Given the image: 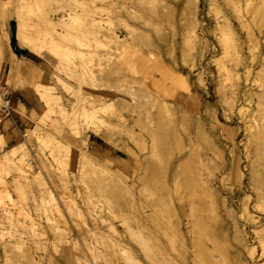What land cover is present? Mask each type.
Here are the masks:
<instances>
[{
	"label": "rangeland",
	"instance_id": "1",
	"mask_svg": "<svg viewBox=\"0 0 264 264\" xmlns=\"http://www.w3.org/2000/svg\"><path fill=\"white\" fill-rule=\"evenodd\" d=\"M214 1L0 0L58 97L0 142V264H264V0Z\"/></svg>",
	"mask_w": 264,
	"mask_h": 264
},
{
	"label": "crops",
	"instance_id": "2",
	"mask_svg": "<svg viewBox=\"0 0 264 264\" xmlns=\"http://www.w3.org/2000/svg\"><path fill=\"white\" fill-rule=\"evenodd\" d=\"M5 52V60L0 69V84L6 86L11 114L1 117L0 134L6 137V145H15L43 109L42 101L33 86L31 72L39 67L41 81L46 72L47 78L50 76L46 67L33 61L20 46L7 45Z\"/></svg>",
	"mask_w": 264,
	"mask_h": 264
},
{
	"label": "bare ground",
	"instance_id": "3",
	"mask_svg": "<svg viewBox=\"0 0 264 264\" xmlns=\"http://www.w3.org/2000/svg\"><path fill=\"white\" fill-rule=\"evenodd\" d=\"M212 1H214V0H212ZM230 1V0H229ZM215 2V1H214ZM229 3H231V1L229 2ZM212 5V4H211ZM215 5V4H214ZM215 7H217V6H215ZM219 7H220V5H219ZM217 9V8H216ZM218 10V9H217ZM196 12V11H195ZM221 14V13H220ZM74 16L75 15H73V17H71L72 18V20H73V23H76L77 22V17H76V19H74ZM224 16V15H223ZM220 19V18H219ZM223 21L222 22H219V25L220 26H224V29H222L224 32H225V29H229L230 28V24H229V19L227 18V16H224L223 18ZM79 20V19H78ZM92 21H93V19H92ZM79 22H81V21H79ZM95 22V21H94ZM72 23V25H70L71 23L70 22H68V24L70 25V26H75V27H77V25H75V24H73ZM91 24V23H90ZM78 25H79V23H78ZM92 25H95V24H93L92 23ZM97 25V24H96ZM192 25V24H191ZM218 25V26H219ZM88 26V25H87ZM68 27V26H67ZM84 27V26H83ZM92 27H95V26H92ZM227 27H229V28H227ZM70 27H68V29H69ZM79 28V27H78ZM219 29H220V27H218ZM52 29V28H51ZM71 29H72V27H71ZM75 29V28H74ZM88 29V28H87ZM99 29V28H98ZM97 29V30H98ZM230 29H232V28H230ZM193 30V29H192ZM196 30V29H195ZM67 31V30H66ZM95 31V30H94ZM227 31V30H226ZM55 32V31H54ZM229 32L230 33H232L231 32V30H229ZM110 33V32H109ZM234 33V32H233ZM62 34V33H61ZM65 34H67V33H65ZM228 35H229V33H228ZM65 36V35H64ZM114 37V36H113ZM226 37V36H225ZM36 38L35 37H29V36H25V35H23L22 36V40L21 41H23V43H25L26 45H32V43L34 42L33 40H35ZM229 39V38H228ZM38 40V39H37ZM52 40H54V39H52ZM39 41V40H38ZM229 41V40H228ZM35 43V42H34ZM230 44H231V42H230ZM41 45V44H40ZM32 46H34V45H32ZM42 46H44V45H42ZM233 46V45H232ZM35 47V46H34ZM231 47V46H230ZM36 48V47H35ZM51 48V47H50ZM38 49H39V47H38ZM50 51V50H49ZM67 51V50H66ZM79 53V52H78ZM83 55V54H82ZM81 55V56H82ZM79 57H80V55H79ZM82 58V57H81ZM80 58V59H81ZM84 61V58H82V63H84L83 62ZM86 62V61H85ZM69 65V64H68ZM67 65V66H68ZM85 65V64H84ZM81 66V65H80ZM83 67H86V66H83ZM250 72V71H249ZM34 74V76H35V73H33ZM163 75V74H162ZM36 77V76H35ZM34 77V78H35ZM34 83V82H33ZM34 85H35V88H36V90H37V92H38V94H39V96H40V98H41V100L44 102V104H45V107L47 108V110L48 111H52L53 110V107H54V105H56V103H55V99H58V97L57 98H54L55 97V94H54V92H52V90L50 89V88H48L46 85H43V84H40V83H34ZM53 90H56V89H53ZM58 95V94H57ZM3 100V99H2ZM59 101V100H58ZM5 102V101H4ZM57 104H58V102H57ZM59 106V105H58ZM84 108V107H83ZM242 108V107H241ZM240 108V109H241ZM87 109V108H86ZM93 109V108H92ZM89 110V109H88ZM47 111V112H48ZM85 112V111H84ZM89 112V111H88ZM95 114V113H94ZM257 138H259V137H257ZM4 140H5V138H4V136L3 135H1L0 134V142H4ZM144 142V141H143ZM159 143H161V142H159ZM164 143H166L165 141H164ZM163 142H162V144H164ZM20 146H22V145H18V146H14V147H12V148H10L9 149V151H4L3 152V156L0 158V172H1V170L2 169H8L10 166H12L13 164H15V165H22V164H24V162H25V164L26 163H30V161H32V160H30V159H28V161L26 162L25 161V159H26V154L28 155L29 153H21L20 151V153H18V150H17V148L18 147H20ZM159 147V146H158ZM163 148V147H162ZM26 149V148H25ZM24 150V149H23ZM163 150H164V148H163ZM166 151V150H165ZM24 152H25V150H24ZM163 153V152H162ZM166 153V152H165ZM164 154V153H163ZM168 154V153H167ZM167 154H164L163 156H165V155H167ZM158 155V154H157ZM168 156V155H167ZM165 162V161H164ZM30 166V165H29ZM186 166V165H185ZM155 166H150L149 168H148V175H146V177H145V179L144 180H147V183L148 184H150V185H158V183H159V179H156L155 180V177H154V171H155V168H154ZM182 167V166H181ZM10 169V168H9ZM184 169V168H183ZM158 171V170H157ZM184 171V170H183ZM39 172V171H38ZM147 173V172H146ZM183 174V173H182ZM231 174V173H230ZM38 175V174H37ZM189 175V174H188ZM188 178V177H187ZM191 178V177H190ZM161 179V178H160ZM0 180H2V179H0ZM161 181V180H160ZM186 181H189V180H186ZM184 182V181H183ZM179 183V182H178ZM117 184V183H116ZM120 184V183H119ZM121 184H123V183H121ZM185 184V183H184ZM189 184V183H188ZM124 185V184H123ZM116 186V185H115ZM179 186H180V183H179ZM189 186V185H188ZM118 187V186H117ZM160 187V186H159ZM184 187V186H183ZM115 188V187H114ZM124 188V187H123ZM151 188V187H150ZM120 188H118V190H119ZM113 190H115V189H113ZM111 191V190H110ZM120 191V190H119ZM119 191H116V192H119ZM114 192V191H113ZM171 192V191H170ZM117 194V193H116ZM115 195V194H114ZM117 196V195H116ZM51 197H53V196H51ZM67 201V200H66ZM14 202V201H13ZM12 202V203H13ZM66 203H68V201L66 202ZM194 204H195V202H194ZM72 205V204H71ZM54 207V206H53ZM202 207V206H201ZM55 208V207H54ZM56 208H57V206H56ZM70 208V207H69ZM196 211V210H195ZM22 212V211H21ZM199 212V211H198ZM199 214L201 215V212H199ZM7 216V215H6ZM51 216V215H50ZM165 216V215H164ZM196 216H197V214H196ZM202 216V215H201ZM198 218V217H197ZM200 219V221H202L201 220V217L200 218H198V220ZM10 220V219H9ZM26 220V219H25ZM57 222V221H56ZM199 222V221H198ZM201 224L202 223H204L203 221L202 222H200ZM199 223V224H200ZM206 223V222H205ZM198 224V225H199ZM200 224V225H201ZM32 225V224H31ZM57 225V224H56ZM197 225V226H198ZM200 225L198 226V228H200ZM203 225V224H202ZM201 225V226H202ZM33 226V225H32ZM207 226V225H206ZM55 228V227H54ZM194 228H195V226H194ZM204 228V227H203ZM203 228H200L201 229V232L199 231V234L201 233V235H203ZM167 229V228H166ZM197 229V228H196ZM199 230V229H198ZM197 231V230H196ZM195 231V232H196ZM194 232V231H193ZM214 234V233H213ZM198 237H199V242H197V244H196V246H198L199 245V243H200V236L199 235H197ZM48 237V236H47ZM66 238V237H65ZM198 241V240H197ZM195 244V243H194ZM201 244V243H200ZM220 246V245H219ZM58 247V246H57ZM263 247H264V242H263ZM160 249V248H159ZM198 249H201L200 248V246H199V248ZM202 250V249H201ZM94 251V250H93ZM31 252V251H30ZM169 252V251H168ZM201 252V251H200ZM218 252V251H217ZM225 252V251H224ZM28 254V253H27ZM30 254V253H29ZM201 255V254H200ZM206 255V254H205ZM41 259V258H40Z\"/></svg>",
	"mask_w": 264,
	"mask_h": 264
},
{
	"label": "built area",
	"instance_id": "4",
	"mask_svg": "<svg viewBox=\"0 0 264 264\" xmlns=\"http://www.w3.org/2000/svg\"><path fill=\"white\" fill-rule=\"evenodd\" d=\"M2 97L5 100L6 104L0 106V119L1 117H5L11 114V109L9 106V98H8V92L6 90V86L2 87Z\"/></svg>",
	"mask_w": 264,
	"mask_h": 264
}]
</instances>
